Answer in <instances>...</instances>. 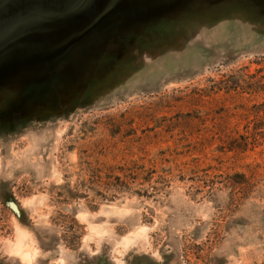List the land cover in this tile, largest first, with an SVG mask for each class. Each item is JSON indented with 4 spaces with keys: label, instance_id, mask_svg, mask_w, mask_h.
<instances>
[{
    "label": "rangeland",
    "instance_id": "1",
    "mask_svg": "<svg viewBox=\"0 0 264 264\" xmlns=\"http://www.w3.org/2000/svg\"><path fill=\"white\" fill-rule=\"evenodd\" d=\"M129 1L1 36L0 264H264V0Z\"/></svg>",
    "mask_w": 264,
    "mask_h": 264
},
{
    "label": "crops",
    "instance_id": "2",
    "mask_svg": "<svg viewBox=\"0 0 264 264\" xmlns=\"http://www.w3.org/2000/svg\"><path fill=\"white\" fill-rule=\"evenodd\" d=\"M108 3H109L108 0H73L71 4L69 5L65 4V6H62V7L71 6L68 8L71 9L73 7V10L69 11L68 14H66V16L59 14L57 19L69 20L68 22L69 23L72 22L77 29L81 28V24L83 26L87 25L89 21H91L92 25L98 26L99 24L102 23V21L100 19L97 20L95 16L97 14H101L108 17L103 10V5H108ZM123 3H124L122 6L123 9L121 13L118 14L113 13L111 15L112 19L110 21L109 26L111 27L120 26L121 30H123L125 27L129 29V27L133 25H135V27L139 26L141 22H138V20H139V16H142L141 8L143 4L141 6L132 5L130 4L129 0H123ZM32 4H36V3H33V0H0V43L2 41L1 36L3 39L6 37V29L13 31H16L18 28H22V27L26 29L27 24L22 25L23 21H26L28 24H33V20L35 18H37L36 19L37 21L40 18V16H44V13L41 11L40 12L29 11L25 13L21 12L23 8L30 6ZM93 14L94 16L91 18ZM88 17H90V20ZM76 28L73 27V30Z\"/></svg>",
    "mask_w": 264,
    "mask_h": 264
},
{
    "label": "bare ground",
    "instance_id": "3",
    "mask_svg": "<svg viewBox=\"0 0 264 264\" xmlns=\"http://www.w3.org/2000/svg\"><path fill=\"white\" fill-rule=\"evenodd\" d=\"M29 254L27 253V256H28Z\"/></svg>",
    "mask_w": 264,
    "mask_h": 264
}]
</instances>
